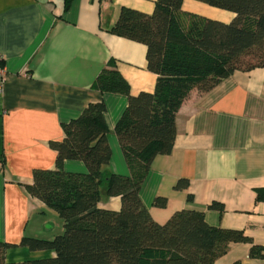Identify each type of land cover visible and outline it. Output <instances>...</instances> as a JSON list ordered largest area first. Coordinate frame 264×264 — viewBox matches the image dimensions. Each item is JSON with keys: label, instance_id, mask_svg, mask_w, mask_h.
Instances as JSON below:
<instances>
[{"label": "crops", "instance_id": "obj_1", "mask_svg": "<svg viewBox=\"0 0 264 264\" xmlns=\"http://www.w3.org/2000/svg\"><path fill=\"white\" fill-rule=\"evenodd\" d=\"M156 0H0V54L7 77L0 87V242L7 262L47 258L52 250L19 245L24 236L50 239L63 231L57 212L30 195L36 168H53L49 141L63 138L62 124L94 101L106 105L108 169L128 175L114 126L127 96L102 93L92 83L108 60L133 95L152 92L156 74L147 69L146 45L109 32L121 7L152 13ZM182 9L224 22L234 14L197 0ZM66 171L86 172L80 160H65ZM185 179V187H176ZM264 67L236 70L206 92L193 89L176 113V136L169 154L156 155L139 190L158 223L177 210L200 211L206 222L238 229L251 242H234L213 264H264L249 256L263 247ZM156 198L163 205L154 204ZM222 206L220 211L210 207ZM98 205L118 210L120 197L104 193Z\"/></svg>", "mask_w": 264, "mask_h": 264}, {"label": "trees", "instance_id": "obj_2", "mask_svg": "<svg viewBox=\"0 0 264 264\" xmlns=\"http://www.w3.org/2000/svg\"><path fill=\"white\" fill-rule=\"evenodd\" d=\"M197 1L234 16L224 22L186 11L183 0H156L152 13L121 7L108 31L146 45L155 88L131 94L111 59L92 87L127 96L114 131L129 174L108 169L106 105L89 102L62 124V139L49 141L55 166L34 169L32 182L25 184L30 195L57 212L63 231L50 239L24 236L19 245L54 255L7 262L6 249L18 245L0 242V264H213L231 243L251 242L241 230L208 224L196 210H177L158 223L139 195L153 158L173 148L176 113L189 93L206 92L236 70L264 67V0ZM71 2L63 0L64 11ZM65 160L82 161L86 172L66 171ZM186 184L181 179L176 187ZM103 193L120 197V208L100 207ZM257 199L264 200V190L257 191ZM154 204L163 205L164 199ZM210 207L222 210L219 203ZM249 256L263 257V247L252 244Z\"/></svg>", "mask_w": 264, "mask_h": 264}, {"label": "built area", "instance_id": "obj_3", "mask_svg": "<svg viewBox=\"0 0 264 264\" xmlns=\"http://www.w3.org/2000/svg\"><path fill=\"white\" fill-rule=\"evenodd\" d=\"M7 77L6 67L4 66L3 56L0 54V87Z\"/></svg>", "mask_w": 264, "mask_h": 264}]
</instances>
